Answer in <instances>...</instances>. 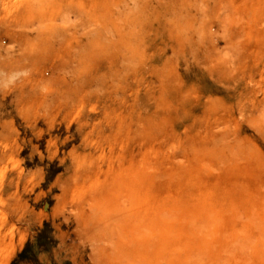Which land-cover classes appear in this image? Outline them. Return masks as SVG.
<instances>
[{"label":"rangeland","instance_id":"rangeland-1","mask_svg":"<svg viewBox=\"0 0 264 264\" xmlns=\"http://www.w3.org/2000/svg\"><path fill=\"white\" fill-rule=\"evenodd\" d=\"M0 264H264V0H0Z\"/></svg>","mask_w":264,"mask_h":264}]
</instances>
